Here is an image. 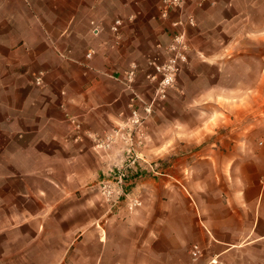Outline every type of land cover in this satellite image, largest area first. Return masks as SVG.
Listing matches in <instances>:
<instances>
[{"label": "rangeland", "instance_id": "obj_1", "mask_svg": "<svg viewBox=\"0 0 264 264\" xmlns=\"http://www.w3.org/2000/svg\"><path fill=\"white\" fill-rule=\"evenodd\" d=\"M56 1L43 0V6L53 9ZM109 2L106 17L98 24L99 36L106 37L112 55V66L103 71L116 78L107 76L106 81L127 96L118 100L121 111L111 128L98 133L79 124L78 131L71 129L79 142L90 141L88 147L98 156L101 169L96 175L88 173L90 169L66 174L67 168L57 163V175L30 176L32 197L43 188L47 203L39 207L33 201L31 214L26 213L32 222L13 224L15 245H26L28 234L32 238L31 253L15 256L14 262H73L71 250L62 259L61 249L66 251L72 241L74 221L87 226L89 218L103 214L119 219L135 213L150 217L157 203L166 208L183 200L190 203V198L200 212L201 207L204 214L207 208L212 212L213 204L231 199L233 178L241 193L246 185L245 162L264 153L260 145L264 141V0H183L166 17L160 15L163 0H142L145 14L133 31L136 18L130 12L138 5ZM39 4L40 0H0V31L9 30L11 18L23 20L28 9ZM189 16L194 26H173ZM117 19L123 24L115 36L111 26ZM177 36H182L179 44L174 40ZM89 51L92 56L96 53L86 50V60ZM87 162L91 159H81V166L86 168ZM122 173L126 181L119 188L117 178ZM59 199H64L63 206L56 205ZM134 199L141 205L130 210ZM189 208L194 212L193 205ZM24 231L26 240H22ZM59 235L62 247L55 246ZM194 244L199 245L192 243L186 262L178 264L192 263L189 251ZM199 247L201 256L193 264H264V244L234 247L229 255L210 259Z\"/></svg>", "mask_w": 264, "mask_h": 264}, {"label": "crops", "instance_id": "obj_2", "mask_svg": "<svg viewBox=\"0 0 264 264\" xmlns=\"http://www.w3.org/2000/svg\"><path fill=\"white\" fill-rule=\"evenodd\" d=\"M131 1L138 5L130 12L136 18L133 31L145 12L142 0ZM130 3L126 0L125 6ZM109 4V0H57L50 9L40 0L23 20L11 18L9 30L0 31V264H33L14 262L15 256L31 253V235L21 247L15 245L17 234L11 232L14 223L32 222L33 201L39 207L47 203L43 188L32 197L31 175H57V163L67 168L66 174L90 169L88 173L96 175L101 169L98 156L88 147L90 141L76 140L68 118L104 132L121 111L118 100L127 96L106 81L107 76L115 77L103 71L112 66V55L106 37L99 36L98 24L105 19ZM89 49L96 53L86 60ZM39 72L44 75L43 87L34 84ZM86 157L91 162L85 168L80 162ZM245 165L246 185L241 193L233 178L228 190L231 199L213 204L207 214L190 198V203L183 200L166 208L157 203L150 217L135 213L119 219L103 214L89 218L87 226L74 221L72 241L66 251L61 249L62 259L71 250L73 262L67 264H178L186 262L192 243L202 246L209 259L225 257L234 247L264 244V153L248 158ZM47 180L60 188L58 182ZM63 204L64 199L56 200L57 206ZM192 205L194 212L189 208ZM58 221L56 216L54 222ZM26 235L24 231L22 240ZM56 240L55 246L62 247L58 242L62 235Z\"/></svg>", "mask_w": 264, "mask_h": 264}, {"label": "built area", "instance_id": "obj_3", "mask_svg": "<svg viewBox=\"0 0 264 264\" xmlns=\"http://www.w3.org/2000/svg\"><path fill=\"white\" fill-rule=\"evenodd\" d=\"M183 2V0H163V4L160 8V15L161 17H166L168 12L177 8L178 6H180V4ZM122 24L123 22L120 20V19H117L113 22L112 26H111V31L112 33L115 35V36H118L121 32V28H122ZM182 25H187V26H194V20L191 16L187 17L185 22L181 21V20H178L176 22L173 23V26H182ZM95 33L98 32L97 29L94 30ZM181 38L182 36H177L175 37V42L177 44L181 43ZM93 51H89L87 54H86V58L89 59L92 57L93 55ZM177 56L181 57V60L184 59V56L180 53L177 54ZM134 67V66H133ZM128 76L129 78H131L133 76V71H130L128 72ZM43 73L42 72H39L35 78H34V84L36 86H42L43 83H44V80H43ZM68 121L72 127V129L74 131H78L79 129V124H77L72 118H68ZM260 145L264 146V141L260 142ZM126 181V175L124 173L120 174L117 178V185L119 186V188H122V183H124ZM106 189V188H105ZM107 193V195L110 194V192H105ZM141 205V203L137 200H132L129 204V209L132 210L133 208H136V207H139ZM189 254H190V258H191V264H193L194 262H196L200 256H201V248L199 247V245L197 244H194L191 246L190 248V251H189Z\"/></svg>", "mask_w": 264, "mask_h": 264}]
</instances>
